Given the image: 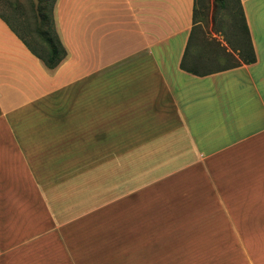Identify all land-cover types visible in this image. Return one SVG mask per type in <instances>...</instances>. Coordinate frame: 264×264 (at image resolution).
<instances>
[{
	"label": "crops",
	"instance_id": "crops-1",
	"mask_svg": "<svg viewBox=\"0 0 264 264\" xmlns=\"http://www.w3.org/2000/svg\"><path fill=\"white\" fill-rule=\"evenodd\" d=\"M237 1L240 33L231 0H57L55 68L0 16V248L264 264V0Z\"/></svg>",
	"mask_w": 264,
	"mask_h": 264
},
{
	"label": "rangeland",
	"instance_id": "rangeland-1",
	"mask_svg": "<svg viewBox=\"0 0 264 264\" xmlns=\"http://www.w3.org/2000/svg\"><path fill=\"white\" fill-rule=\"evenodd\" d=\"M48 1L51 0H0V15H3L6 17L10 23L13 24V26L20 32V34L28 40L32 46L42 55H44L45 51L40 48H38V45L35 43L33 38H36L38 41L41 38V35L34 31L31 32L29 21L32 23L33 28H36L37 25H40V22L42 21L39 15H43V13L46 12V10H49L50 4ZM233 2V15L237 17L236 25L238 26V31L243 30V27L245 28V19L243 11L241 10L240 1L235 2V0H231ZM43 27V26H42ZM32 28V27H31ZM231 42V41H230ZM231 47L233 50H236L235 45L231 42ZM11 207L14 206V203H10ZM176 205L184 206L178 209L179 211L183 212L185 211V205L184 203H174ZM157 205H161L160 209L158 210L157 214L160 211L159 218L157 219L158 224H161L160 222H165L166 219L165 214L168 212V206L171 205V203H157ZM28 205H26L27 207ZM0 210L7 211V203H0ZM21 211V209H20ZM216 211H221V207L217 208ZM29 212V211H28ZM15 215V207L13 216ZM117 227L119 226V223H116ZM228 225V224H227ZM21 228L24 227V223L16 225V227ZM31 226V225H30ZM128 227V225H127ZM95 229L102 230L101 227L97 226ZM223 231V227L221 228ZM226 231V230H225ZM233 232V225L231 223V226L228 225V233ZM226 233V232H225ZM88 234L85 235L87 237ZM29 239H26L25 241L18 240V244L13 241H10V244L8 246H4L3 248H0V262L2 263H13V264H38L40 261L46 262L50 260H55L56 258L62 259L63 256H58L59 250H63L66 248L65 244L60 239H54V238H39L36 240V242H33L31 244H26ZM26 244V245H25ZM10 249H6L5 247H10ZM41 253V256L39 255ZM56 255H55V254ZM231 264H251V261L244 256H227L225 257ZM65 261L64 263H67L66 259L63 258ZM260 262V260L258 261ZM63 263V261H62ZM59 264V263H58ZM253 264H257V261L253 260Z\"/></svg>",
	"mask_w": 264,
	"mask_h": 264
},
{
	"label": "trees",
	"instance_id": "trees-1",
	"mask_svg": "<svg viewBox=\"0 0 264 264\" xmlns=\"http://www.w3.org/2000/svg\"><path fill=\"white\" fill-rule=\"evenodd\" d=\"M57 0H51L48 1L50 4L49 10L43 15H39L41 18L40 25H37L36 28H33L32 23L29 21L28 26H30L31 32L39 33L41 35V38L38 41L36 38H33L35 43L38 45V48L41 50L43 49L45 51L44 55L40 54L33 46L32 44L26 40L20 32L13 26L10 21L4 17L3 15H0L2 18H4L8 24L20 35V37L24 40V42L34 51L39 57L42 58V60L45 62V64L49 68H55L57 67L67 56L68 52L65 46L63 45L59 34L56 29L55 20H54V7ZM43 26V27H42ZM32 27V28H31ZM252 49V46H251ZM255 54L253 53L252 61L255 60Z\"/></svg>",
	"mask_w": 264,
	"mask_h": 264
}]
</instances>
